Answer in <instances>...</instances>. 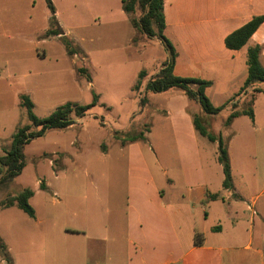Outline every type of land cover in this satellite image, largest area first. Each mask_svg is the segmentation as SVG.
<instances>
[{"label":"crops","instance_id":"0c3cea01","mask_svg":"<svg viewBox=\"0 0 264 264\" xmlns=\"http://www.w3.org/2000/svg\"><path fill=\"white\" fill-rule=\"evenodd\" d=\"M58 1L50 0L59 33L50 35L52 11L46 0H0V5L6 4L5 14L10 12L15 19L19 12L26 16L12 19L17 28L11 30H17L14 34L20 40L13 36L9 43H1L13 33L0 16V106L14 105L5 110L12 132L7 141L1 139L2 147L9 149L18 126L30 124L20 106L22 95L29 97L39 117L45 115L35 113L38 104L47 114L68 102L81 104V76L75 63L81 53L80 60L86 59L88 51L78 42L83 38L81 26L65 23L66 6ZM68 3L72 10L75 0ZM162 13L163 34L174 48V61L187 66L192 76L211 81L206 96L222 81L229 114L230 99L247 75L249 46H261L258 59L264 67V0H163ZM127 14L134 29L132 44L137 29ZM258 16L263 19L244 46L225 45L228 34ZM62 37L70 41L74 53L67 52ZM140 75L138 70L130 85L131 96L138 100L134 114L122 118L117 102L106 101L96 91L97 102L90 109L105 107L112 125L105 117L99 124L84 123L89 109L82 116L72 114L73 122L62 128L66 139L51 151L48 164L53 166L57 156L59 174L70 166L78 174L64 177L57 188L43 183L50 194L43 200L42 216L30 203L42 189L38 179L28 199L34 209L29 217L36 224L18 228L27 246L12 264H264V84H257L262 90L253 94L252 120L242 114L221 125L228 129L235 124L236 130L227 135L215 131L224 141L230 165L231 186L224 188L218 143L193 124L194 116H215L223 106L213 105L208 97L222 109L205 114L178 88L146 90L147 79L141 88L135 87ZM87 77V87L95 89L93 77ZM247 95L236 97L237 109ZM94 114L90 116L95 118ZM133 117L138 127L149 124L145 138L122 141L124 135L140 132L131 129ZM105 124L112 132L103 128ZM85 147L90 153L80 157ZM80 159L83 165L78 167Z\"/></svg>","mask_w":264,"mask_h":264},{"label":"rangeland","instance_id":"374dc122","mask_svg":"<svg viewBox=\"0 0 264 264\" xmlns=\"http://www.w3.org/2000/svg\"><path fill=\"white\" fill-rule=\"evenodd\" d=\"M63 4V16L65 17L66 24L72 22L76 23L78 27L81 26L79 44L88 51L86 59L79 60L75 63L76 71L80 68L85 69L83 72L78 73L81 76V96L79 98L81 104L90 103L92 100V94L99 91L102 97L108 102L116 101V110L120 116L126 117L135 113V109L138 105V100L133 99L131 96V88L133 81L136 78L138 70H141V75L136 81L137 87L141 88V81L149 80L156 75L164 63L170 61L169 55L166 54V48L163 41L156 35L149 36L143 32L136 30L135 36L132 38V44L129 39L134 35V29L132 28L128 14L122 10L120 0H75V7L71 10L68 0H62ZM60 5V0L58 1ZM7 11L6 4L0 5V16L5 17V28L10 29L11 37L1 39V43L14 42L13 36L20 40L19 34H14L11 30L12 27L17 28V24L13 23L14 20H21L26 17L24 14L18 13V19L12 17V14ZM75 12L74 14L72 13ZM71 12V13H69ZM73 14V17H71ZM142 15V10L137 7L133 13L129 14L130 18L139 20ZM77 18L75 20V18ZM19 22V21H18ZM25 22V21H24ZM24 38L28 39L24 35ZM162 44V45H161ZM163 46V47H162ZM6 49L7 46H4ZM137 48V49H135ZM136 50H140L137 52ZM165 54L167 57H165ZM4 58L8 57V54L3 55ZM84 56V55H83ZM175 62V61H174ZM173 66V74L177 76H192L187 66L180 61L175 62ZM87 74L93 77L95 83V89L91 90L87 87ZM150 76V78H147ZM224 85L222 81L216 82V84L208 91L207 97L211 99L213 105L223 106L215 116H202L196 115L200 121V124L204 127H208L214 134L220 133L221 135H227L228 132H232L237 127L231 126L230 128H222L224 121L227 117L228 109L226 107L227 99L224 96V91H221V87ZM248 93L244 100L246 105L251 98L252 92L244 91L242 94ZM124 97V99H120ZM244 107V106H243ZM14 105L0 106V141H7L10 139L12 128L8 115L5 114L6 109L12 110ZM98 108V111H97ZM22 109L25 118V110ZM43 113L42 115H48L43 108H40L38 104L35 113ZM94 112V117L90 114ZM112 114L105 108L95 106L94 109H90L84 117V123L99 124L102 117H105L110 125H112ZM135 116V115H134ZM134 118V119H133ZM131 124L132 131H143V133L149 128V124L143 122L138 127V119L133 117ZM23 119V118H22ZM105 124L103 128L109 133L112 132V127ZM222 125V126H221ZM22 126V124L20 125ZM211 127V128H210ZM64 129H49L42 136L31 140L24 148L25 166L22 172L13 180L0 185V203L6 201L8 198L18 194L22 189L37 188V182L43 184L45 181L51 182L57 188V182H63L64 177H74L78 173H75L73 167L70 166L68 171H62L60 174V160L56 156V160L53 161V166L48 164V160L52 158L51 151L64 142L66 139L65 133H62ZM216 131V133H215ZM220 131V132H219ZM68 132H71L68 131ZM62 134V135H61ZM120 137V136H119ZM122 139V137H121ZM225 139H228L227 136ZM1 144V143H0ZM8 145H0V156L4 154L8 148ZM85 147L80 157L89 155L90 152H86ZM85 161V160H83ZM81 162V159H80ZM81 162L78 167H81ZM56 172L55 175L53 172ZM4 173V168L0 166V177ZM60 188H63L62 185ZM60 190V189H59ZM50 194L47 188L42 187L33 198L30 203L36 207L38 215H43L44 198ZM36 224L35 219H31L26 215L17 205H11L8 207L0 206V242L4 245V250L0 249V264H12V258L17 259L19 252L27 246V242L20 238L18 228H22L26 224ZM8 259V263H7Z\"/></svg>","mask_w":264,"mask_h":264},{"label":"trees","instance_id":"16d2710c","mask_svg":"<svg viewBox=\"0 0 264 264\" xmlns=\"http://www.w3.org/2000/svg\"><path fill=\"white\" fill-rule=\"evenodd\" d=\"M122 8L127 13H133L137 7L142 10V15L139 20L131 19L132 25L139 31L146 35L158 36L164 43V46L168 52L170 61L159 69L154 77L148 80L145 88L146 90L160 92L168 88H178L183 91L188 98L196 100L202 111L205 114L215 115L222 107H215L205 94V89L210 86L211 81L195 76H177L173 74L175 51L170 41L163 34L165 27L164 17L162 13L163 0H121ZM46 3L52 11L50 19V28L47 34L53 35L59 33L57 21L54 17V8L50 0H46ZM263 17L258 16L252 18L249 22L234 30L228 34L224 43L228 48L238 49L244 46L254 30L261 23ZM64 44L66 45L67 52L72 54L73 50L70 41L66 37H62ZM262 49L259 44L251 45L246 50V64L247 75L243 85L238 92L230 99L231 111L227 115L224 124L228 125L233 118L239 115H247L250 119H253V112L251 108V102L253 94L260 92L262 89L257 87V84H264V67L259 62V55ZM85 69H78L79 72H83ZM136 83L135 87H137ZM251 89L250 101L244 105L241 109H237L235 99L244 91ZM97 102V95L93 94L92 100L87 104H74L71 102L65 103L56 107L48 115L39 117L33 112V103L27 95L20 97V106L24 108L26 117L30 121L28 125L18 126L11 136V143L9 149L4 151V154L0 156V166L4 168V173L0 177V185L5 184L8 181L13 180L19 175L25 166V155L23 152L24 146L32 139L42 136L45 131L49 129H62L67 127L73 122L72 114L75 116L84 115L91 107ZM193 124L196 130L203 136H206L210 141H217L218 143V155L217 160L222 165L224 174L222 185L224 188L231 186L230 165L227 155V149L224 141L220 135H215L210 132L204 126L200 124L197 117H193ZM143 131H140L136 135L126 134L123 136L122 141L132 142L138 139H144ZM43 187V184H40ZM33 191L31 189H22L18 194L8 198L6 201L1 202L0 206L8 207L11 205H17L28 216H33L34 209L30 205L28 199L32 196ZM210 197H216V194H211ZM0 249L4 250V245L0 242ZM7 259V263H8Z\"/></svg>","mask_w":264,"mask_h":264}]
</instances>
